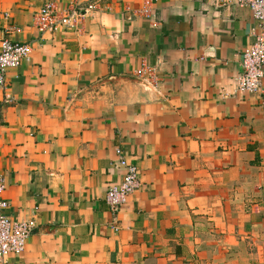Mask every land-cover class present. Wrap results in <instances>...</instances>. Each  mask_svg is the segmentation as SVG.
Returning <instances> with one entry per match:
<instances>
[{
	"label": "crops",
	"instance_id": "crops-1",
	"mask_svg": "<svg viewBox=\"0 0 264 264\" xmlns=\"http://www.w3.org/2000/svg\"><path fill=\"white\" fill-rule=\"evenodd\" d=\"M144 1L0 0V40L31 47L0 90L5 214L34 224L0 264H264V80L254 94L235 82L252 14L149 0L151 18L134 15ZM47 3L95 9L40 35ZM116 149L139 188L114 216Z\"/></svg>",
	"mask_w": 264,
	"mask_h": 264
},
{
	"label": "built area",
	"instance_id": "built-area-1",
	"mask_svg": "<svg viewBox=\"0 0 264 264\" xmlns=\"http://www.w3.org/2000/svg\"><path fill=\"white\" fill-rule=\"evenodd\" d=\"M229 2L240 8H248L255 22V26L251 30L253 43L242 52V71L235 81L236 88L240 93L254 94L259 92L264 80V0H229ZM94 9L95 4L84 7L73 6L63 10L55 3H47L35 13L33 27L40 35L52 34L59 29L78 31L87 14ZM133 14L151 18L150 1L145 0L142 8ZM30 53L31 47L27 43L11 42L7 39L0 40L1 91L6 88V72L18 68L23 61L29 58ZM135 76L152 87L157 85L158 80L154 71L144 64L136 70ZM10 99L9 95L4 96V100L7 102ZM115 154L117 157L115 167L123 171V176L121 182L108 188L105 194L106 205L114 216L139 188L136 166L126 161L120 149H116ZM5 189L4 177L0 175V261L8 256H20L34 227L32 222H15L6 216L5 211L8 209V203L3 198Z\"/></svg>",
	"mask_w": 264,
	"mask_h": 264
}]
</instances>
